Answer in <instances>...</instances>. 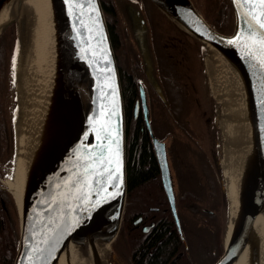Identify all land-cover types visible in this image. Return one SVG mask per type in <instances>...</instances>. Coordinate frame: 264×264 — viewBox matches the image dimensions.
I'll return each instance as SVG.
<instances>
[{"label": "water", "instance_id": "95a60500", "mask_svg": "<svg viewBox=\"0 0 264 264\" xmlns=\"http://www.w3.org/2000/svg\"><path fill=\"white\" fill-rule=\"evenodd\" d=\"M6 1L0 0V7ZM113 1L146 82H138L134 115L140 107L162 187L180 230L167 143L158 140L150 126L146 87L164 106L168 108L169 104L158 75L145 7L140 0ZM147 1L203 47V68L209 86L206 44L232 64L241 78L253 151L250 158L243 156L237 166L238 204L228 235L230 209L217 113L219 133L216 132L221 146L218 160L228 224L223 252L213 264H233L246 247L247 264H260V245L252 231L256 217L264 212V46L258 42L264 30L248 15L253 9L258 15L259 7L248 0H228L233 29L224 34L205 20L191 0ZM53 2L60 52L50 95L28 137L27 174L21 209L17 207L19 240L12 264H56L69 243L83 253L88 246L91 264H110L109 251L121 226L127 194L125 108L119 70L100 0ZM21 4L22 0H16L14 16L0 29L1 35L9 26H15L19 65L27 40ZM249 23L257 33L252 38ZM230 40L235 42L230 44ZM13 134L16 151L14 122ZM98 245L107 246L105 262L97 252Z\"/></svg>", "mask_w": 264, "mask_h": 264}, {"label": "trees", "instance_id": "16d2710c", "mask_svg": "<svg viewBox=\"0 0 264 264\" xmlns=\"http://www.w3.org/2000/svg\"><path fill=\"white\" fill-rule=\"evenodd\" d=\"M140 1L143 2L144 7L145 4L148 5L154 12L160 14L164 19L170 22L149 1ZM222 1V3L226 4L228 9L229 15H227V17H230L232 14L228 0ZM220 2L221 0H206L204 18L214 28L221 32V30L227 31L229 29L225 28L224 23L220 27L216 24V13L220 8ZM100 3L116 57L125 108L127 197L124 216L128 217L134 213V211L146 210L148 206H161L160 202L163 193L159 183L155 182L158 176V167L147 130L145 128L142 131L140 130L139 126L143 125V121L140 118L135 121L132 118L134 104L136 100L139 99L138 82L141 81L146 84L145 78L137 55L121 26L114 1L100 0ZM146 11L147 9L145 12ZM171 24L182 37L185 51H187L189 55L190 52L193 53L199 50L198 61L196 62V60H194L195 63L192 62V64H194L192 71L189 70V72H184L182 70V74L175 72L173 68V73L170 78L168 74L161 71L158 52L155 49V44L152 42L159 79L164 88L169 107L167 108L164 106L146 85L149 107L151 116H154V126L160 125L159 128L162 129L161 131H163L166 136H170L168 147L172 145L173 152L179 154L180 159H182V162L187 166L188 172L195 181V188L197 191L183 192L179 197L177 209L180 215L186 219L191 217L192 212L198 213L201 208H208L215 211L218 225L217 256L219 257L223 252L225 243L228 208L218 160L219 140L217 132L213 131L212 108L207 100H204L201 96L203 47L198 41L178 28L175 24ZM8 30H11L15 36V38H13L14 46V43L16 44L17 41L16 28L14 25H11L3 33ZM175 44L176 40L170 42L164 39L162 47L166 51L169 47H174ZM164 57L166 59L169 58L167 55ZM180 57L182 58V56ZM183 58L184 61L187 62L188 59L185 54ZM1 59L2 56L0 57V61ZM9 62L10 59L9 61L4 59L2 69L0 70L1 117L5 115L4 100L8 88ZM188 62L190 63L189 60ZM184 69H187L186 65ZM179 78H181V80ZM187 79L190 80L188 81ZM184 80L187 82H184ZM165 83H168L169 86H172L173 89L177 91L175 92L177 95L176 102L171 101L167 89H165ZM178 96L180 97L179 99ZM186 103L190 104L189 109L186 111L185 115H180L181 112L179 111L187 107ZM0 125V139L5 142V145L8 147V154L12 157L14 154L12 121L11 119L9 120L7 129L4 127L5 122H3V118L0 119ZM196 206L198 208H195ZM164 226L171 228V232L170 234L166 232V238H162L163 240L157 245L153 255L146 260V264H168L176 251L179 241L174 230L175 225L172 216L168 215L167 220H164ZM147 250L148 248L145 249V252ZM0 251H2V249H0ZM13 256L14 250H12L7 264H12ZM216 258L209 264H212Z\"/></svg>", "mask_w": 264, "mask_h": 264}, {"label": "bare ground", "instance_id": "6f19581e", "mask_svg": "<svg viewBox=\"0 0 264 264\" xmlns=\"http://www.w3.org/2000/svg\"><path fill=\"white\" fill-rule=\"evenodd\" d=\"M16 0L0 7V29L15 13ZM21 12L26 18V52L16 72L17 108L14 115L15 159L7 181L18 210L27 174V143L30 130L39 118L49 97L55 65L59 57V26L53 0H22ZM206 72L213 95L220 104L218 125L222 137L221 164L230 209L231 230L238 201L236 199L237 166L242 157L252 156L253 142L247 118L241 78L218 51L206 44ZM252 234L260 245V264H264V212L255 219ZM107 246L98 245L103 262ZM86 253L69 243L56 264H91L89 247ZM248 247L233 264H247ZM105 264V263H104Z\"/></svg>", "mask_w": 264, "mask_h": 264}, {"label": "flooded vegetation", "instance_id": "af4514ba", "mask_svg": "<svg viewBox=\"0 0 264 264\" xmlns=\"http://www.w3.org/2000/svg\"><path fill=\"white\" fill-rule=\"evenodd\" d=\"M2 118L3 122H5L4 127L7 129L10 120L7 112L2 117L0 116V119ZM132 118L134 121L140 118L143 121V125L139 126L140 130L142 131L144 128L147 130L140 107L136 115H134L133 111ZM153 118L154 116L150 114V126L154 136L160 141L167 142L170 136H166L161 131L162 129L159 128L160 125L154 126ZM148 137L150 139L149 133ZM167 153L177 180L178 187L177 192L175 193L174 191V199L180 230L177 228L171 213L168 199L162 187L157 164L158 176L155 182L159 183L162 189L161 206L151 205L146 210L134 211L130 216L125 217V203L121 226L116 239L111 244V250L109 252L108 258L110 264H146V260L153 255L157 245L163 240L162 238H166V232L168 234L171 232V228L164 226V220H167L168 215L173 218L174 230L179 241L176 251L168 264H209L214 258L217 257L214 262L218 259V225L215 211L208 208H201L198 213L192 212L191 217L187 219L180 215L177 209L179 197L183 192L197 190L195 188V181L186 168L187 166L182 162L179 154L173 152L172 145L167 148ZM11 158L8 154L7 145L0 139V249H2L0 251V264L8 263L12 250H14L15 256L19 240L18 211L15 199L7 184L10 175L5 170L6 163H9ZM181 174L184 175L183 180L185 182L183 181V183L181 181ZM195 208L198 207L196 206ZM146 248L148 250L145 252Z\"/></svg>", "mask_w": 264, "mask_h": 264}, {"label": "rangeland", "instance_id": "374dc122", "mask_svg": "<svg viewBox=\"0 0 264 264\" xmlns=\"http://www.w3.org/2000/svg\"><path fill=\"white\" fill-rule=\"evenodd\" d=\"M191 1L194 4V6L197 8V10L201 13V15L204 17L206 0H191ZM222 2L223 1L221 0L220 8L218 9V11L216 13V16H217L216 24L218 27H220L224 23L225 28L229 29V30H227L229 32H227L226 30H221V32L224 34H229V33H231V31L233 29V16L231 15L232 14L231 13L230 15L232 16V19H231V16L227 17V15H229L228 9H227L226 4H224ZM146 9H147V11H146L147 15L146 16H147V21H148L149 28H150L151 41L155 44L154 45L155 49L158 52L159 67H161V71L168 74L169 77L172 76L173 68L175 69V72H179L181 74H182V70L184 72H186V71L189 72V70L192 71L193 66H194V64H192V62L195 63L194 60H196V62L198 61L197 58L199 55V50L198 51L196 50L193 53L190 52V55H189L188 52L185 51V46L183 44L182 37L179 35L177 30L172 26V24L170 22H168L166 19H164L160 14L154 12V10H152L148 5L145 4V10ZM16 35H17V33H16ZM13 38H15V36L11 30L6 31L5 33H3L0 36V57L2 56V59L0 61V70L2 69L3 60L5 59V60L9 61V59H10V62H9L10 69H9V73H8V88L6 90V95H5V100H4V103H5L4 110H5V113L7 112V114L9 115V118L12 119V121L14 122V115H15L16 108H17V105H16V72H17V69L19 68V66H18L19 64H18V55H17V41H16V44L14 43V46H13ZM164 39L169 40L170 42L172 40H176L175 46L171 47V48L169 47L165 51V49L162 47V42ZM184 54L187 56V59L190 61V63L188 62V60H187V62L184 61V58H183ZM165 55H167L169 58L166 59L164 57ZM180 56H182V58ZM203 61L204 60L202 59L201 65H202L203 73H202V84H201V96L204 100H207V102L210 104V106L212 108V113H213V117H214V119H213L214 120L213 131L214 132L217 131L219 133L217 122H216V115L220 109V104L217 101V99L215 98V96L213 95V93L211 92L208 79L205 75V69L203 68L204 67ZM185 65L187 66V69H184ZM177 76H181V75H177ZM182 76H184V75H182ZM179 79L181 80V78H179ZM184 79H186V78H184ZM187 80L189 81L190 79H187ZM184 82H187V81L184 80ZM164 86H165V89H167V92H168V95H169L171 101L176 102L177 101V95L175 92H177V91L175 89H173L172 86H169L168 83L167 84L165 83ZM179 98L180 97L178 96V99ZM186 105H187L186 108L184 107V109L182 111H179V112H181L180 115L186 114V111L189 109L190 104L186 103ZM13 136H14V134H13ZM220 136L221 135L219 134V137ZM168 142H169V140H167V142H166L167 148H168ZM220 142H221V139H220ZM220 151H221V146L219 148V152ZM14 153H15V150H14ZM219 156L221 157L220 153H219ZM14 159H15V155L13 154L9 163L8 162L6 163L7 165H6L5 170L7 171V173H9V175H10V172L12 170ZM170 165H171V163H170ZM171 172H172V177H173L174 191L176 193L178 186H177L176 175H175V172H174L172 165H171ZM181 176H182L181 181L183 183L184 175L181 174ZM227 217H228V215H227ZM227 223H228V221H227Z\"/></svg>", "mask_w": 264, "mask_h": 264}, {"label": "snow or ice", "instance_id": "6c2138e0", "mask_svg": "<svg viewBox=\"0 0 264 264\" xmlns=\"http://www.w3.org/2000/svg\"><path fill=\"white\" fill-rule=\"evenodd\" d=\"M248 2L257 5L259 7V14H255V9L250 11L248 15L251 17V20L255 22L259 26L260 29L264 30V0H248ZM249 28L251 29V32L249 34V38H252L257 35L255 28L251 23H249ZM235 41L230 40L229 43H234ZM261 46H264V34H261V38L258 41ZM111 163V162H109ZM108 169H105V172H107Z\"/></svg>", "mask_w": 264, "mask_h": 264}]
</instances>
